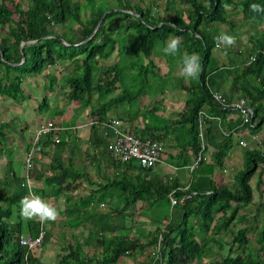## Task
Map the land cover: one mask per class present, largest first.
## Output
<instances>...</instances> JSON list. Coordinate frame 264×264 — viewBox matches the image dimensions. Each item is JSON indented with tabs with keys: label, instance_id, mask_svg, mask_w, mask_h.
Returning <instances> with one entry per match:
<instances>
[{
	"label": "trees",
	"instance_id": "trees-1",
	"mask_svg": "<svg viewBox=\"0 0 264 264\" xmlns=\"http://www.w3.org/2000/svg\"><path fill=\"white\" fill-rule=\"evenodd\" d=\"M24 1L25 8L21 0H0L2 98L22 102L26 96L25 77L43 75L47 68L59 63L68 64L70 71L60 85L64 99L88 102L92 92L102 90L110 94L108 100L97 102L89 112L91 118L103 121L111 119L106 112L115 100L137 103L128 98L133 84L124 78L129 72L125 69L137 67L138 74L149 70L154 77L163 80L180 67L184 52L197 53L202 64L198 78L189 81L188 96L177 117L158 126L159 117L154 114L158 107L153 106L149 121L137 134L159 142L167 134L171 135L173 143L166 146L176 151L161 150V156L166 154L163 160L176 170H184L188 176L184 184L176 174L168 176L163 171H155V166L143 168L135 159H129L121 161L120 173L102 184L100 193L76 195L73 192L79 183H74L73 179L58 184L51 183L47 177L43 180V172L48 168H61L72 175L76 171L72 163L67 167L59 161L61 142H55L51 133L39 137L33 146V158L44 163L39 166L41 185L33 186V192L39 196L62 192L65 219L70 225H81L87 230L83 244L93 250L100 249L97 261L93 254L87 257L83 249L68 243L61 249L57 264H88L85 259L90 264H115L122 256L155 245L159 234L157 264L193 261L196 264H264V203H255L254 210L247 206L253 203V173L259 170V176H264V170L258 166L264 163V55L256 53L255 59L246 64L253 52L264 48V13L250 10L253 3L264 6V0H166L163 15L157 11L160 7L157 0ZM227 7L232 14H239L238 21L229 17ZM103 13L101 22L88 38ZM58 25L63 27L60 32L55 29ZM221 26L226 27L224 34L235 38V44L217 47L222 56H216L213 49H216L215 37L222 33ZM237 27L249 32L245 42L237 41L241 34ZM170 36L182 39L180 53L175 57L166 56L161 50ZM124 37L128 38L124 41ZM20 43L23 44L20 46ZM114 51L118 57L116 62L100 63ZM156 55L163 56L166 62L167 72L162 77L153 71ZM43 77L51 90L55 76L47 73ZM142 77L141 81L146 79ZM115 83L120 87L116 97L112 95ZM140 89L143 90V86ZM209 89L220 91L226 99L244 97L252 108L253 125L241 124L238 111L222 108L211 99ZM41 103L45 104V99ZM198 110L219 117L220 122L215 118L202 120V153L207 154L209 160H201L188 171L185 165L196 156L202 141L198 135ZM8 124L9 120L0 121V157H6L0 167V264H35L38 262L35 251H29L24 258L25 248L18 244L17 237L20 233L35 236L42 223L26 221L19 215L26 187L20 186L19 167L13 163L14 149L5 144V132H12L9 128L3 130ZM244 127L252 133L262 132L260 149L241 148V167L234 170L233 183L218 182L214 169L223 166L226 155L236 148L235 134ZM90 129L92 136L100 137V144L105 145L103 130L96 124L90 125ZM28 146L27 143L24 149ZM48 148H52L51 153ZM49 154L53 156L49 158V165H45ZM259 176L256 187L260 185ZM99 189L98 186L94 191ZM113 190L120 197L117 205L105 211L95 209ZM168 194L175 197V204H169ZM136 208H146L145 214L132 216L131 211ZM146 220L153 225L150 231L143 228ZM49 236L50 233L44 231L42 242Z\"/></svg>",
	"mask_w": 264,
	"mask_h": 264
},
{
	"label": "crops",
	"instance_id": "crops-1",
	"mask_svg": "<svg viewBox=\"0 0 264 264\" xmlns=\"http://www.w3.org/2000/svg\"><path fill=\"white\" fill-rule=\"evenodd\" d=\"M156 60L154 65L155 67L153 69L162 77L167 72L166 62L164 61L163 56H158V59ZM160 62H162V65L159 64ZM62 65L69 66L68 64L63 63ZM169 74H172V76L174 77L181 78V76L179 75V67L175 68V70H173V72ZM190 80L191 79H187L188 84ZM61 83L62 80L59 82L55 78L53 87L56 88L54 90H49V94L52 95V93L55 91L59 92L58 94L61 95V100H63L64 95L60 92ZM188 84L180 82L176 85H170L168 80H162L156 83L153 81L151 82L149 92H145L143 96L144 99H142V101L140 100L139 102L133 104L134 106H130L129 110L126 111L121 105L123 104V102L119 103L120 101L115 100V102L110 105L109 110L106 112V116L111 119H116L118 121V126L122 130L138 134L140 129L149 121V112H151L153 106H157L158 109L154 112L155 117H159V122L157 123V125L160 126L162 124H168L170 120L177 117V112L182 109L184 102L188 96ZM96 92L98 93V95L95 96V93L92 92L88 102L74 100L66 101L64 99L65 101H61L59 106H56L57 108L54 107L53 115L51 117L48 116L46 118H42L40 115H37L35 116V118H32L33 120H35L33 124H31L33 121L32 119L29 120L30 122H25L20 127L21 132L16 141L17 146L20 150L19 157L23 158V153L25 151L24 147L28 143V136L41 121L48 119L53 121L57 125L69 126L70 128L61 134L62 138L59 142H61L62 148L60 152L61 158L59 161L67 167H69L72 163L73 169L76 171V173L72 175L69 171L63 172L61 168H48V170H45L43 172V180L47 177L51 183L58 184L61 182H70L72 181L71 179H73L74 183H79V185L73 192V194L76 195L90 196L95 193H100L101 185L110 181V178L116 176V174L120 173L121 170L119 168L121 165V161H113L108 157L106 144L101 145V138L92 136L90 126L86 124L89 118H91L89 115L91 107L95 106L97 102L108 100L110 96V94L102 92V90ZM99 92H101V94ZM119 94L120 87L117 83H115V89L113 90L112 95L116 97ZM25 99H28V97H25ZM57 100L59 99L57 98ZM22 102H19V104H21ZM240 133L244 134V136H257V134H253L252 132H250L248 128H243ZM239 136L241 135L236 134L237 140ZM172 143L173 140L171 138V135L167 134L165 139L160 142L162 150L166 152L169 151V153H174L176 151L175 148L166 146L167 144L171 145ZM47 150L51 153L52 148H48ZM165 155L166 154H164V156H161L162 162L154 167L155 171H163L168 176L176 174V176L180 177V181L182 184L186 183L188 180L187 174H185L184 170H180V168H178L177 170H173V167L175 166L171 165V163L167 160H163ZM47 156L49 157H45V165H49V158L51 159L53 154H49ZM22 158L20 164L21 168L19 169V174L21 177L20 182L22 181ZM60 162L56 163L59 164ZM42 163H44V161H42ZM42 163L41 160L36 161L35 157L33 158V173L31 172L29 188L25 186L26 195H28L29 190L31 193H34L33 186L35 187L41 185V182H39L40 180H38V176L39 171L41 170L39 166L42 165ZM223 168L224 165L214 169V178L218 182H222L220 181V174L221 171H223ZM98 186L100 187L99 191H94ZM108 191H110V189ZM109 194V196L105 197L106 201L108 202V206H103L104 208H101L103 205V203L101 202V205H96L95 209L105 211L109 208V206L114 207L115 205H117V200L120 197L116 195V190H113L112 193ZM40 197L55 206L60 211V215L54 222H46L41 224V229L43 230V232L48 231L50 233V236L48 240L42 242L40 248L34 250L36 260H38V262L35 261V264H57L60 254L63 252V250L61 251V249L66 248L68 243H74L76 244V246L80 247V250L83 249L82 253L87 254V257H90L92 256L90 254H93L92 257L97 258L98 261L100 257L99 247H96L95 250H93L90 245L82 243L83 237L86 235L87 230L83 229L81 225H70V223L65 219L66 217L63 215L64 194L60 191L57 193L52 191L51 195H42ZM145 209L146 208H143L141 210L137 208L135 210L132 209L131 215L137 217L140 216L141 213L145 214L143 212ZM146 223V226L144 227L143 225V228L144 230L150 231L153 225L148 220H146ZM145 238L149 239V236H146ZM153 246L154 245H149L144 247L142 250L136 251L135 253L122 256L117 259L115 264H146L154 255ZM85 262L90 264L86 259Z\"/></svg>",
	"mask_w": 264,
	"mask_h": 264
},
{
	"label": "rangeland",
	"instance_id": "rangeland-1",
	"mask_svg": "<svg viewBox=\"0 0 264 264\" xmlns=\"http://www.w3.org/2000/svg\"><path fill=\"white\" fill-rule=\"evenodd\" d=\"M78 1L83 2L84 0H78ZM146 1H148V0H146ZM157 2L160 4V7L157 9V11H158L159 15H163L165 13L163 6H164V3L166 2V0H157ZM21 4H22V7L25 8V1L24 0H21ZM226 11L228 12L229 17L232 20L238 21V19H240L239 14H237V15L232 14L231 8L227 7ZM85 13H86V10H83L82 14H85ZM55 29L58 32H60L63 30V27L58 25V26H55ZM225 29H226V27L221 26L220 32L223 33L225 31ZM236 30H238V32H241V34L237 36V41L238 42H245L247 36L249 35V32L244 31V27H239V28L237 27ZM126 38H128V37L123 38L124 41ZM223 46L224 45H222V47ZM213 54H215L216 56H222V52H220L217 47H216V49L215 48L213 49ZM158 56L159 55H156V57L154 59L155 60L158 59ZM117 59H118L117 53H116V51H114L108 58L100 60V63L111 64V63L116 62ZM156 61H158V60H156ZM159 64L162 65V62H160ZM137 69H138L137 67H134L131 70L125 69L127 71L129 70V72H127V74L126 73L124 74V78L126 77L127 78L126 81L133 84L132 87L129 89L131 95H129L128 98L130 100L134 99L137 102H139L140 100L142 101V99H144L143 96H144L145 92H149V88H150L149 82H152V81L160 82V81H162V78L158 79V78H156V76L154 77V75H152V72H149V70L146 71L145 73L138 74ZM69 71H70V66H65V65H62V63H59L56 66H52L51 68H47L43 72V75H46L47 73L54 75L55 78L57 79V81L60 82L61 80H63L67 76ZM155 73H156V71H154V74ZM168 75L169 76L166 77L165 79H163V81L168 80L170 85H176V84H179L180 82H183L184 84H188L187 79H185L183 77L177 78V77L172 76V74H168ZM142 76L143 77L145 76L146 79L141 81L140 77H142ZM143 77H142V79H143ZM153 77H154V79H152ZM24 81H25V83H23L24 94L26 95L25 97H28V99H24V101L21 104H19V102H17V101L9 100L8 98L6 99V98L0 97V121L2 122V121L9 120L8 126L4 127L3 130L6 131L7 128L12 130V132H7V131L5 132V134L7 136L5 144L14 149V151L12 152V155L14 157L13 163L15 164V167L16 168L19 167V169L21 168L20 164H21V158L22 157H19L20 150H19V147L17 146L16 141H17V138L21 132L20 127L25 122H30L29 120H31L32 118H35V116H37V115H40L42 118H46L48 116L51 117L53 115L54 107H56V106L58 107L61 101L62 102L65 101L64 99L61 100L62 98H61V95L58 94L59 92L55 91L52 93V95L49 94L50 91H49L48 86H47V79L45 77H43L42 74H39V75L37 74L35 76L32 75L30 77H25ZM142 86H143V90L140 89ZM55 88L56 87H52L53 90ZM94 93H95V96L98 95L97 92H94ZM99 93L101 94V92H99ZM136 93H137V95H136ZM138 94H140V95H138ZM57 98L59 100H57ZM43 99H45V105L41 104V101H43ZM38 104H41V105H38ZM133 104H135V103L134 102H131L130 104L123 103L121 105L123 106L124 110L128 111L130 106L131 107L134 106ZM37 106L42 107L41 111L39 110V108ZM34 122H35V120H33L31 124H33ZM263 130H264V128H263ZM261 135H262V132L258 133L256 137H250V136L245 135L244 137L239 138V139L244 140L245 146H240L238 144L236 146V148L232 149L230 151L231 153H229V155L224 158L223 165H224L225 170L221 171L220 181L224 182L227 185H231L233 183V177L232 176H233L234 170L241 167V153H240L241 148L255 147V148L260 149V139L262 137ZM6 149H7V147H6ZM5 151H8V150H5ZM5 159H6L5 156L0 157V167L4 164ZM258 171L259 170L255 171V173H253V177L251 179V185H252V189H253L252 202L254 204L252 203V204H249L247 206L249 208H251L252 210L255 209V203H258L259 201H262L264 203V176H262V177L259 176ZM257 176L261 177L259 187H256ZM102 203H103V205L101 208H104L103 206H108L107 201H104ZM100 205H101V203H100ZM244 210L247 211V208H245ZM240 212H241V210H240ZM248 215H250V213ZM257 222L259 223L258 220H257ZM237 226H235V228ZM248 236L251 237V235H248ZM262 255L264 256V250L262 251ZM210 259L211 258H209L208 260H210Z\"/></svg>",
	"mask_w": 264,
	"mask_h": 264
},
{
	"label": "built area",
	"instance_id": "built-area-1",
	"mask_svg": "<svg viewBox=\"0 0 264 264\" xmlns=\"http://www.w3.org/2000/svg\"><path fill=\"white\" fill-rule=\"evenodd\" d=\"M216 47H221V45ZM262 53L264 55V48L258 49L249 56V60L246 64L252 62L255 59L256 53ZM209 95L212 100L219 104L222 108L235 109L238 111L241 124L252 126V108L247 104V100L244 97H238L235 99H226V97L218 90L209 89ZM204 118L213 119L215 118L217 122H220L219 117H214L207 113L204 110H198L197 112V125H198V135L202 140L201 134V122ZM87 125L96 124L103 131L106 139V150L109 158L113 161H127L129 159H135L138 164L143 168L154 167L157 164L162 162L161 157V144L155 139L149 137H140L139 135L124 131L118 126V121L114 118L107 119L103 121H97L96 119L89 118L86 122ZM69 126L57 125L51 120L45 119L41 121L30 133L28 136V148L23 153L22 160V181L20 184L29 188V182L31 179V172L33 167V146L37 142L40 136L51 133L53 140L55 142L60 141L62 138V133L68 130ZM227 133V132H226ZM238 144L240 146H245L243 139H239ZM204 149L203 140L200 142V149L198 150L196 156L191 160L190 163L185 165L188 171H191L198 162L201 160H208L209 157L207 154H203L202 150ZM29 164L31 167H29ZM259 167L264 169V164H259ZM176 167H173L175 170ZM30 190L28 191V194ZM169 204L173 205L176 203L175 197H172L171 194L167 196ZM159 240L160 234L158 235L157 242L153 246L154 255L146 264H157L156 259L158 258L159 253ZM43 241V230L40 228L38 233L35 236L30 235L29 233H20L17 237V242L19 245L25 248L24 258L27 257L29 251L40 248ZM190 264H196V262H191Z\"/></svg>",
	"mask_w": 264,
	"mask_h": 264
},
{
	"label": "clouds",
	"instance_id": "clouds-1",
	"mask_svg": "<svg viewBox=\"0 0 264 264\" xmlns=\"http://www.w3.org/2000/svg\"><path fill=\"white\" fill-rule=\"evenodd\" d=\"M250 10L254 13H264V6L253 3L250 5ZM215 40L217 42V46L222 44L225 47H231L235 44V38L231 35L224 33H221L219 36L215 37ZM181 43H182L181 37L170 36L166 41H164L161 50L166 56L175 57L180 53ZM201 71H202V64H201L200 56L195 52L191 54L184 52L179 67V75L185 79L194 80L198 78ZM236 134L241 135L239 136V138L244 137V134H241L240 132ZM251 137H255V136L253 135ZM259 164H264V163L261 162ZM29 167H31L30 164ZM260 168L261 167H259V169ZM224 170L225 168H223V171ZM19 215L22 219L26 221L37 220L43 224L46 222L56 221L60 215V211L51 203L42 199L39 195L30 192L28 195L24 196L20 201Z\"/></svg>",
	"mask_w": 264,
	"mask_h": 264
},
{
	"label": "water",
	"instance_id": "water-1",
	"mask_svg": "<svg viewBox=\"0 0 264 264\" xmlns=\"http://www.w3.org/2000/svg\"><path fill=\"white\" fill-rule=\"evenodd\" d=\"M103 15H104V13L100 16V18H99V20H98V22H97V24H96L94 30H93L92 33L88 36V38H89L90 36H92V34L94 33L95 29L97 28V26H98L99 23L101 22V19H102ZM22 44H23V43H20V46H21Z\"/></svg>",
	"mask_w": 264,
	"mask_h": 264
}]
</instances>
